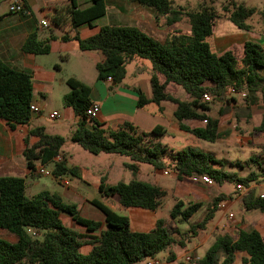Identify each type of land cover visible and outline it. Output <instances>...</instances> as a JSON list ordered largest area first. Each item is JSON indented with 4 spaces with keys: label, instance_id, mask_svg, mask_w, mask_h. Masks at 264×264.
Wrapping results in <instances>:
<instances>
[{
    "label": "trees",
    "instance_id": "16d2710c",
    "mask_svg": "<svg viewBox=\"0 0 264 264\" xmlns=\"http://www.w3.org/2000/svg\"><path fill=\"white\" fill-rule=\"evenodd\" d=\"M156 11L166 25L185 20L188 34L172 32L163 41L157 40L132 26H102L99 32L89 38H71L77 41L81 50H100L104 61L96 65L97 79L106 81L111 78L113 85L119 84L126 73L125 66L134 58L148 60L152 67L150 86L152 96L146 99L140 90L137 107L148 103L159 104L171 100L177 104L174 117L181 130L193 136L213 142L221 133L217 120L204 113L207 101L203 96L222 100L227 92L243 94L245 102L256 103L258 94H264V46L255 41H245L241 50L230 48L216 52L212 46V33L218 17L212 8L202 5L196 10H187L174 6L172 0H131ZM74 0H70L69 17L71 27L88 23L105 13L104 0H92L84 9H73ZM227 18L241 30H249L247 20L256 13L254 7L235 2L231 9L223 7ZM59 23L54 20V25ZM68 39L67 35L62 36ZM22 50L34 54L49 52L47 41H40L36 34H30L22 45ZM157 74L164 77L160 82ZM69 91L63 95L64 106L71 108L75 118V129L71 141L84 150L93 153L118 154L129 158L124 162L133 178L129 182L119 181L106 184L101 178L97 188L102 196H119V205L124 209L143 208L156 210L162 203L164 191L154 184L136 178L139 163H147L154 168H163L164 159L176 172L177 178L207 175L213 182H237L248 187L252 182L264 178V144L258 156H250L244 162L236 161L238 166L253 165L256 170L244 177L227 172L222 167L225 161L216 159L211 153L185 147L173 150L158 139L164 129L155 126L149 131L140 130L131 122L125 121L116 129H103L94 118L86 113L92 104L89 98L90 87L75 77L65 81ZM167 83L182 87L189 100L180 101L165 92ZM113 87L110 85V88ZM32 81L28 73L10 68L0 60V119L10 128L19 124H28L33 114ZM205 120L203 127L190 128L183 120ZM264 132V116L259 126ZM37 141L29 144L28 137ZM26 147L24 157L31 175L35 165L47 166L53 163L52 175H77L78 168L67 166L66 159H54L60 154L64 138L58 134H48L43 127H31L24 139ZM217 165V166H215ZM26 183L21 177H0V228L17 237L15 243L0 239V264H135L154 259L163 251H170L175 243L183 246L184 240H175L167 230L164 219H157L153 228L146 232L130 228L127 216L118 214L97 199L90 203L104 216L105 228L98 236H87L64 225L60 214L65 213L86 231L98 230L101 223L82 217L76 205L65 203L56 193L40 191L30 197L25 195ZM221 197H215L203 218L189 224L194 236L198 229H204L212 219ZM183 203L177 202L171 209L170 218L180 216L189 222L200 203L189 204L181 209ZM243 207L247 210L258 209L264 212V196L253 197L252 191L243 197ZM31 230L34 234L30 233ZM91 245L88 254H82L80 248ZM237 252H245L241 264H264V241L254 228L240 230L235 236L217 235L203 257L194 261L197 264H232ZM169 257H174L170 252Z\"/></svg>",
    "mask_w": 264,
    "mask_h": 264
},
{
    "label": "crops",
    "instance_id": "0c3cea01",
    "mask_svg": "<svg viewBox=\"0 0 264 264\" xmlns=\"http://www.w3.org/2000/svg\"><path fill=\"white\" fill-rule=\"evenodd\" d=\"M74 2L75 6L73 9L75 10L87 8L92 4V0H74ZM8 3L9 0H0V60L10 68L28 73L31 76L32 105L36 108L39 107V96L46 97L53 91L55 84L58 86L63 85L67 78L75 77L90 87V101L99 105V111L94 119L100 124L101 128L116 129L118 125L125 121L131 122L144 131L160 126L164 129V133L158 140L175 151L190 147L209 152L216 159L225 161L222 168L227 172L236 173L234 168H239L246 175L249 171L256 170L254 166L252 168L247 165L238 166L235 162L244 161L250 156H258L260 154L261 147L264 144V132L259 130L264 116V94L259 93L258 99L254 104L245 102L242 94H233L230 91L227 92L225 99L216 100L209 98L207 101L208 109L204 113L207 117L217 120V127L221 136L213 142L207 141L210 143L209 147L196 148L188 140L192 134L181 130L178 120L174 117V111L177 107L176 103L171 100H163L159 104L148 103L141 108L137 107L138 93L136 90H140L146 99H150L152 96L150 86L151 64L148 66L144 63V59L134 58L126 64V73L123 80L119 84L113 85L111 81L97 79L96 65L104 61V54L100 50H81L77 41L71 38L73 35H78L80 39L89 38L97 34L102 26H132L157 40L163 41L172 32L177 31L185 34L190 32V27L184 19L169 26L164 23L162 18H157L156 11L152 8L131 0H104L105 13L102 16L93 20L91 24L84 23L73 29L69 17L70 0H24L28 14L10 13L8 11ZM41 20H46L49 23V27H41ZM54 20L59 24L54 25ZM238 30L220 35H216V31L213 30L211 38L213 49L218 53L230 48L239 51L242 44L248 40L263 45L261 41L256 39L254 31L251 29ZM32 33L36 34L38 40L48 42V53L34 54L22 50L24 41ZM63 35H67L69 38L65 40L62 38ZM129 66H131L130 70L128 69ZM128 77L132 79L130 83L126 82ZM157 78L160 82L164 81V77L161 74H157ZM110 85L113 87L110 88ZM68 91L69 89L64 94ZM165 92L174 99L180 101L189 100V94L174 83H167ZM152 105L153 107H151ZM65 107L67 110L64 115L71 118L75 124L71 108ZM32 120L31 118L28 124H19L12 129L4 120L0 119V177L24 178L26 189L36 188L40 189L38 192L48 191L56 193L63 202L76 205L82 217L101 223L98 230L88 232L83 226L77 224L71 216L61 213L60 219L64 225L77 232L86 234L88 237L98 236L99 232L105 228V221L103 214L90 203L92 199H97L118 214L127 216L130 228L138 232L150 230L154 227L156 220L160 218L165 220V226L168 230L170 222L174 223L175 220L181 218L180 216L170 218L169 214L159 217L158 210L162 203L156 210L122 208L119 205L118 195L114 194L104 197L98 191L97 186L101 178H104L105 183L109 184L106 182V175L100 174L99 171H97L99 175H95L94 182L92 181V185L97 190L98 195L93 196L81 194L80 189L71 185L70 179L68 180V185H64L60 179L64 180L63 176L67 173L60 177L47 176L51 178L50 181L41 182L40 175L35 171L31 175L24 157V149L26 147L24 139L28 130L31 127L38 126H32ZM182 123L190 128L203 127L205 125L204 121L194 119L183 120ZM197 139L206 141L200 138ZM36 141V137H28L29 144H33ZM192 142L194 143V141ZM57 157H60V160L62 158L66 159L62 149H60V154ZM66 164L69 166L67 159ZM141 164L143 163H139V172L136 178L142 172ZM38 166L39 164H36L35 168ZM47 166L52 169L53 163ZM47 166L45 167L47 168ZM226 166H230L231 170H226ZM75 167L78 168V173L75 176H83L85 178V175L89 174L85 168ZM151 167L144 172L148 179L145 182L159 186L164 191L162 202L165 196L171 195L173 205L169 213L179 201L183 203L181 209L189 204L200 203L201 206L194 212L190 218L191 220L199 213L204 212L205 205L210 204L217 196L221 197L218 203L224 204L222 209L216 208L212 219L206 224L204 229H199L198 233L186 240L183 246L175 243L170 248V251H163L164 261L159 263L157 260V264H174L178 259L175 253L177 248L184 249V255H191L192 259L197 260L203 257L215 237L221 234L235 236L240 230L254 228L264 241V212L258 209L247 210L243 207V197L249 190L252 191L253 197L264 196V178L262 181L250 183L248 187L241 185L243 188L236 190V184L233 186V182L224 181L218 184L212 181L211 184H206L200 181L194 182L191 177L179 179L176 176V172L171 169L172 167L167 159H164L163 168L157 169L152 165ZM164 171L167 173L164 174ZM160 174L165 176L172 175L173 180L168 181L166 184H161L163 182H159ZM85 181L88 180L85 179ZM259 187L261 189L257 191ZM218 212H221V216L219 219H215V215ZM229 214H231L230 217ZM0 239L10 243L17 241V237L14 234L10 233L8 235L1 228ZM202 249H204V252L199 255L198 251ZM90 250L91 245L89 244H84L80 248L82 254H88ZM170 252L174 254V257H169ZM244 257H246L245 252H237L232 264H235L237 259L239 264H241V260ZM144 262L146 264L148 260ZM185 263L187 264L188 262L185 261Z\"/></svg>",
    "mask_w": 264,
    "mask_h": 264
},
{
    "label": "rangeland",
    "instance_id": "374dc122",
    "mask_svg": "<svg viewBox=\"0 0 264 264\" xmlns=\"http://www.w3.org/2000/svg\"><path fill=\"white\" fill-rule=\"evenodd\" d=\"M172 1L174 3V6H182L185 7L187 10H196L200 8L202 5L212 8L213 11H215L218 15L216 19V23L214 25V30L216 31V35L225 34V33L228 34L231 31H239L238 28L227 18V13L223 11V7H227L231 9L232 2L243 4L249 7H254L256 9V13L253 14L247 20V23L250 25V29L254 31L256 35V39L261 41V43H263L264 45V0H172ZM143 61L148 66H150L149 61L146 60ZM128 69L130 70L131 66H129ZM131 80H132L131 77L126 78L127 83H130ZM68 89L69 88L66 85V83L59 86L55 84L53 86V91L49 95H47L46 97L39 96L38 108L40 109L41 112L39 115L33 114L32 115L33 120L31 121L32 126L35 125H38L40 127L42 126L45 129V132L48 134H58L63 136L64 143L61 149L65 153V157L68 161L69 166H80L82 168H85L89 172L88 175H85V178L83 176H74L72 174H66L63 176V178L67 180L70 179L71 185L80 189L81 194H85L89 196L98 195L97 190H95L92 185L94 176L99 175L97 171H99L100 174L102 175H106V182L109 184H115L119 181L129 182L133 178L132 174L127 168L123 166V161L130 162L128 157L118 154H106V153L93 154L84 150L78 144L71 141L70 137L75 124L71 118L66 117L64 115L67 109L62 101V96L64 92H66ZM151 107H153V105ZM52 112L60 113L62 114V117L58 120L48 119L47 114ZM189 137L190 138L188 140L191 142L190 144L193 145L194 147L196 146V148H200L203 146L209 147L208 145H210L209 142L199 140L192 135H190ZM192 141H194V143ZM244 161H240V162L242 163ZM243 165L245 166L247 164L243 163ZM247 166H250V168H252L253 165H247ZM141 167H142V172L139 174L137 179L147 181L148 179L144 172L152 167L147 163L141 164ZM47 169L49 170L50 166H47ZM168 169L171 170L172 168L171 169L168 168ZM227 169L231 170V167L226 166V170ZM234 170L236 171V174L239 177H243L245 175L242 171H240L239 168H234ZM39 178L41 182L48 180L50 181L51 179L50 177L47 176H40ZM85 179L88 181H85ZM172 180H173L172 175H168V176L161 174L159 175V182L160 183L163 182L161 184H166L168 183V181H172ZM235 184H237V182L232 183L233 186ZM259 189H261V187L257 188V191H259ZM38 190L40 189H36V188L26 189L25 195L30 197L35 193H37ZM172 205H173V199L171 195L168 194L167 196L164 197L162 206L158 210V216L164 217L168 215ZM207 205L209 204L205 205L204 212L199 213L189 222H185L181 218L179 220H175L174 223L170 222L169 224L170 226L168 225V230L171 232V234H173L176 240H184L185 242L186 240H189L191 237H193L191 235V232L189 231V224L199 222L203 218L207 210ZM220 216H221V212L216 213L215 219H219ZM198 231L199 229L196 231V233H198ZM5 232L8 235L10 234L6 230ZM184 252L185 250L180 248H177L175 250L178 259L174 264H186ZM203 252L204 249L199 250L198 254L201 255ZM152 260H156V261L158 260L159 263L163 262L164 261L163 252L157 254L155 259ZM194 261L195 260L192 259L187 264H197V263H193ZM136 264H145V262L141 261ZM235 264H239L238 259L235 261Z\"/></svg>",
    "mask_w": 264,
    "mask_h": 264
},
{
    "label": "built area",
    "instance_id": "2783aa9c",
    "mask_svg": "<svg viewBox=\"0 0 264 264\" xmlns=\"http://www.w3.org/2000/svg\"><path fill=\"white\" fill-rule=\"evenodd\" d=\"M8 11L10 13H22V14H28V10L25 6L24 0H9L8 3ZM40 26L43 28H47L49 27V23L46 20H41L40 21ZM107 81H111V78L108 77ZM231 92H233V90H231ZM243 95V94H242ZM204 100H209V96L204 95L203 96ZM30 109L34 112H39V109L36 108L34 105L30 106ZM99 111V105L97 103H92L88 109L86 110V113L89 117L95 118L97 116V113ZM61 114L57 113V112H52V113H48L47 114V118L50 120H58L60 119ZM205 122V120H204ZM55 161H60V157H56ZM35 172L40 175V176H52V169H47L45 166L43 165H39L37 168H35ZM167 172L164 171V174H166ZM63 175V174H62ZM61 176V175H60ZM57 176V177H60ZM191 180L196 182V181H200L206 184H211L212 180L207 176V175H195L191 177ZM60 181L64 184V185H68V180L67 179H60ZM243 187L241 186V184L237 183L236 184V189L237 190H241ZM261 197H263V195H261ZM217 207L222 209L224 207L223 203H218ZM231 216V214H229V217ZM30 233L34 234L31 230H29ZM190 260H192L191 255H185V261L189 262ZM158 262L156 260H152V259H148V262L146 264H157Z\"/></svg>",
    "mask_w": 264,
    "mask_h": 264
}]
</instances>
